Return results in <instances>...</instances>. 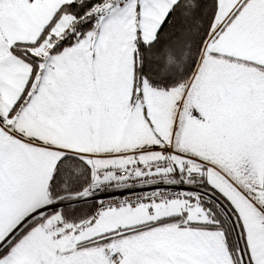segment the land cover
Segmentation results:
<instances>
[{"label": "snow or ice", "instance_id": "obj_1", "mask_svg": "<svg viewBox=\"0 0 264 264\" xmlns=\"http://www.w3.org/2000/svg\"><path fill=\"white\" fill-rule=\"evenodd\" d=\"M0 264H264V0H0Z\"/></svg>", "mask_w": 264, "mask_h": 264}]
</instances>
